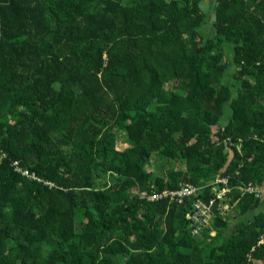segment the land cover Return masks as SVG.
Returning a JSON list of instances; mask_svg holds the SVG:
<instances>
[{
  "label": "trees",
  "instance_id": "trees-1",
  "mask_svg": "<svg viewBox=\"0 0 264 264\" xmlns=\"http://www.w3.org/2000/svg\"><path fill=\"white\" fill-rule=\"evenodd\" d=\"M206 1L0 0V264H264V0Z\"/></svg>",
  "mask_w": 264,
  "mask_h": 264
},
{
  "label": "built area",
  "instance_id": "built-area-1",
  "mask_svg": "<svg viewBox=\"0 0 264 264\" xmlns=\"http://www.w3.org/2000/svg\"><path fill=\"white\" fill-rule=\"evenodd\" d=\"M15 170L23 174L24 176H28L32 179H35V175H30L29 171L24 170L20 167L19 162L14 163ZM199 188L190 185V184H185L183 185L180 189L177 190H166L162 194L151 197L152 200L154 199H162V198H170L173 202H178V203H183L186 198L192 197L198 192ZM215 197H213L209 203V205H205L203 202L199 201L195 203L194 205V215L193 219L200 223V227L203 225L207 224L211 217V209L212 207L216 204L217 200L220 201H225L227 193L230 192L229 188V179L228 178H220L216 180L215 182ZM244 192L248 193H256L257 197H262V189L253 187L252 185H249L244 189ZM225 209L226 205H220ZM197 228L194 230V234L197 236H200L202 233L201 228Z\"/></svg>",
  "mask_w": 264,
  "mask_h": 264
},
{
  "label": "rangeland",
  "instance_id": "rangeland-1",
  "mask_svg": "<svg viewBox=\"0 0 264 264\" xmlns=\"http://www.w3.org/2000/svg\"><path fill=\"white\" fill-rule=\"evenodd\" d=\"M214 4H215V1L213 2V0H211V1L204 2L203 6H202L203 11L209 13V19H208L209 22H208V24L206 26L207 32L213 30L212 29L213 23L215 22L214 10H212L213 9L212 7L214 6ZM236 71H237V68L232 67L226 73V75H225V77L223 79L224 80V83L231 82V80L233 79V76L236 73ZM168 87L170 88L171 86L168 85ZM127 147H129V146H128L127 142L125 141V135L119 134L118 150L124 151ZM172 164H173L174 168H184L183 165L181 164V162H179V163H174L173 162ZM161 165H162V162L160 161V159L157 156H153V158H152V164L150 166H148L147 170L150 173H156V172L159 171V167ZM166 168L168 169L167 166H166ZM95 183L97 184V182H95ZM98 185H99V182H98ZM150 199L152 200V198H150ZM227 208H229L228 205L225 206V210H224L225 212H226V209ZM260 211H264V202H263V205L261 206V208L259 210H256V211L251 212L245 218H247V219H253L258 214V212H260ZM233 223H236V221L234 220Z\"/></svg>",
  "mask_w": 264,
  "mask_h": 264
}]
</instances>
